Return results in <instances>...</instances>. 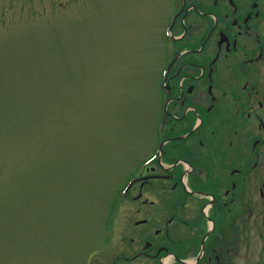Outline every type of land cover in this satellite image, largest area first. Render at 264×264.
<instances>
[{"label": "rangeland", "instance_id": "374dc122", "mask_svg": "<svg viewBox=\"0 0 264 264\" xmlns=\"http://www.w3.org/2000/svg\"><path fill=\"white\" fill-rule=\"evenodd\" d=\"M174 9L0 0V264H86L105 247L121 188L156 148ZM130 205L131 192L116 224Z\"/></svg>", "mask_w": 264, "mask_h": 264}, {"label": "flooded vegetation", "instance_id": "af4514ba", "mask_svg": "<svg viewBox=\"0 0 264 264\" xmlns=\"http://www.w3.org/2000/svg\"><path fill=\"white\" fill-rule=\"evenodd\" d=\"M178 2L162 145L91 264H264V0Z\"/></svg>", "mask_w": 264, "mask_h": 264}, {"label": "bare ground", "instance_id": "6f19581e", "mask_svg": "<svg viewBox=\"0 0 264 264\" xmlns=\"http://www.w3.org/2000/svg\"><path fill=\"white\" fill-rule=\"evenodd\" d=\"M133 185H134V183L131 185V187H132ZM131 187H130V189H131ZM130 189H129V190H130Z\"/></svg>", "mask_w": 264, "mask_h": 264}]
</instances>
